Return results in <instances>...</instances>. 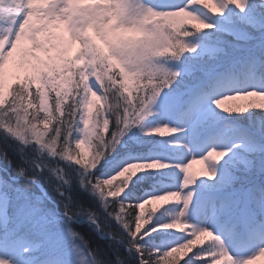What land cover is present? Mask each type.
<instances>
[{"label":"clouds","instance_id":"clouds-1","mask_svg":"<svg viewBox=\"0 0 264 264\" xmlns=\"http://www.w3.org/2000/svg\"><path fill=\"white\" fill-rule=\"evenodd\" d=\"M250 15L264 36V0H0V71L25 69L0 80V264H264V84L186 71Z\"/></svg>","mask_w":264,"mask_h":264},{"label":"trees","instance_id":"trees-1","mask_svg":"<svg viewBox=\"0 0 264 264\" xmlns=\"http://www.w3.org/2000/svg\"><path fill=\"white\" fill-rule=\"evenodd\" d=\"M256 45L257 47L256 46H253V48L250 47V49L247 52L240 54L234 59L223 63V66L220 68H215V66H213V68H205L204 70H202L203 74L199 75L200 76V77L198 76L199 78L194 77V79L199 81H204L206 83H212L214 82L213 78L219 75L221 72H223L227 77H229V79L239 80L241 82H247L255 85L264 84V55H262V53H264V37L263 40L261 38V40ZM22 75H24V73ZM217 83L220 84L221 86L223 85L222 81H219ZM156 138L157 137H154L153 139ZM144 140H140L141 143L139 142L136 143L135 141H133L127 149L122 151L121 155L124 158V160L130 161L135 158L136 160L134 161L142 162L144 159L155 154L156 152L159 155H161V153L163 152L162 148H158L154 145H144L143 144ZM144 174H145L144 177H148V178L147 179L137 178L138 182L135 184L134 187V191L137 197H143L147 195L150 190L159 189V185L157 184V181L153 178L159 177L162 174L161 173L159 175L153 173L147 175L146 173ZM245 184L246 186L243 187V185ZM247 186H249V184L242 183L240 187L247 188ZM222 194H224L223 195L224 197H228L227 195H225L224 191H222ZM235 195L238 196L246 195L249 197L248 193H244L242 191L235 193ZM219 226H220L219 227L220 232L226 231L227 233L229 232L232 233V229L229 225L225 224ZM133 264H135V261H133Z\"/></svg>","mask_w":264,"mask_h":264},{"label":"rangeland","instance_id":"rangeland-1","mask_svg":"<svg viewBox=\"0 0 264 264\" xmlns=\"http://www.w3.org/2000/svg\"><path fill=\"white\" fill-rule=\"evenodd\" d=\"M256 24V17L254 15H250L246 20H238L235 17H230L227 20L222 22V27L226 30H228L229 32L233 33L234 35H237L239 37H241V39L239 41L234 40L233 39V35H228L226 36V39L231 41L233 45H239V47L235 50L230 49V54L225 58L224 63L227 61H230L232 59H234L235 57H237L240 54H243L245 52H247L250 47L253 48V46L257 47V43L261 40H263V37L259 32L255 31L254 29V25ZM66 39L64 33L62 32H58L55 33L52 37H50V42L52 44V48L49 49V52L51 51H55L56 50V46L58 43H62L64 40ZM258 41V42H257ZM69 49H65L63 54H67V51ZM211 54V53H209ZM231 58V59H230ZM201 66V67H198ZM214 64L212 61H203V62H193L190 61L187 65H186V71L188 72H192L194 73V77H198L199 75L203 74L202 70H204L205 68H213ZM25 73V69L24 67H22L21 65H15L12 67H9L5 70L0 71V80L5 81L8 85H11L12 83H14L16 81L17 78L23 76L22 74ZM200 77V76H199ZM198 77V78H199ZM193 82V80H190V82ZM191 82V83H192ZM246 123V121H245ZM154 138V137H153ZM153 138H149V139H136L134 140L136 143L140 142V140H144L143 144L144 145H154L158 148H162V146L158 145L156 142L160 140L159 137H157L156 139ZM156 158H161V155H159L157 152L151 156H149L148 158L144 159L142 162H151L153 159ZM136 160L135 158L130 160V161H134ZM134 162H139V161H134ZM200 171V166L199 165H194L193 166V172L194 173H198ZM151 174H160V173H155V172H150ZM150 173H146L150 174ZM145 174L142 173L141 176H144ZM139 178V177H138ZM227 180V177H226ZM255 181H249L247 184H251L254 183ZM245 185H243V187H245ZM242 187V188H243ZM249 187V186H247ZM159 189H153L150 190L148 192L147 195H151L153 194V192L158 191ZM225 195L230 196L232 195V192L230 190H225ZM243 192V191H242ZM217 193V194H216ZM206 195L208 196H223L224 194H222V192H207ZM249 198H258L259 193H255V192H250L248 193ZM220 226H218V230ZM222 236L227 237L228 242L230 245H232L233 247H238L239 245H237L238 242H236L237 239H235V237L231 232H229V235H227L226 231L221 232ZM227 235V236H226ZM253 239H255V236L253 237Z\"/></svg>","mask_w":264,"mask_h":264},{"label":"snow or ice","instance_id":"snow-or-ice-1","mask_svg":"<svg viewBox=\"0 0 264 264\" xmlns=\"http://www.w3.org/2000/svg\"><path fill=\"white\" fill-rule=\"evenodd\" d=\"M156 165H153V167H155Z\"/></svg>","mask_w":264,"mask_h":264}]
</instances>
